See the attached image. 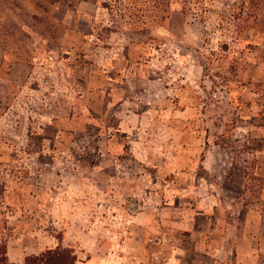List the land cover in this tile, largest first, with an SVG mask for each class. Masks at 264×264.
I'll use <instances>...</instances> for the list:
<instances>
[{"label": "rangeland", "instance_id": "rangeland-1", "mask_svg": "<svg viewBox=\"0 0 264 264\" xmlns=\"http://www.w3.org/2000/svg\"><path fill=\"white\" fill-rule=\"evenodd\" d=\"M246 1L0 0L8 262L59 246L74 264L169 247L264 264V30Z\"/></svg>", "mask_w": 264, "mask_h": 264}, {"label": "trees", "instance_id": "trees-1", "mask_svg": "<svg viewBox=\"0 0 264 264\" xmlns=\"http://www.w3.org/2000/svg\"><path fill=\"white\" fill-rule=\"evenodd\" d=\"M246 6L247 13L254 19L251 24L264 30V0H247ZM74 258L69 248L56 246L36 254L26 255L21 264H74ZM0 264H16L7 261L2 242H0Z\"/></svg>", "mask_w": 264, "mask_h": 264}, {"label": "crops", "instance_id": "crops-1", "mask_svg": "<svg viewBox=\"0 0 264 264\" xmlns=\"http://www.w3.org/2000/svg\"><path fill=\"white\" fill-rule=\"evenodd\" d=\"M172 248L169 247V249H166V251L159 252V251H153L151 253L148 254L147 257V262L145 264H176L177 263V258L174 257L175 251H171ZM219 252L218 249H215L214 251H206L203 254H199L200 256H203L205 259H208L209 261H211V264H223L221 263L222 261V257H226V259L229 257L228 264H233V259H239L241 257H243V261L241 262L242 264H252V262L250 261V256H252L253 252ZM225 254V255H224ZM135 256V255H134ZM125 255H121V258H124ZM145 257V258H146ZM120 258V257H119ZM120 258V259H121ZM136 258V257H135ZM248 258V260H247ZM221 259V260H218ZM81 264H106L105 259H100V257L98 255H92L88 261H86L85 263H81ZM124 264V263H123Z\"/></svg>", "mask_w": 264, "mask_h": 264}]
</instances>
